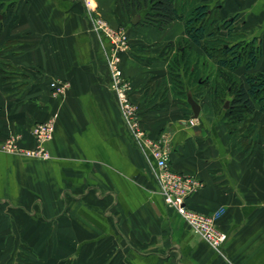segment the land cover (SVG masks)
Here are the masks:
<instances>
[{
    "label": "crops",
    "instance_id": "0c3cea01",
    "mask_svg": "<svg viewBox=\"0 0 264 264\" xmlns=\"http://www.w3.org/2000/svg\"><path fill=\"white\" fill-rule=\"evenodd\" d=\"M201 1L257 48V63L243 72L263 73L264 0ZM0 2L10 13L0 20V144L17 135L20 148H33L32 125L55 118L49 159L0 150V264H264V136L243 152L221 116L202 113L194 87L184 88L197 118L174 97L171 58L185 46L202 55L181 21L158 30L143 22L147 7L127 14L120 0ZM96 14L128 35L119 65L140 127L163 138L172 170L201 184L187 205L207 215L223 209L218 250L158 193L110 89L111 44L92 29ZM52 81L64 92L53 93Z\"/></svg>",
    "mask_w": 264,
    "mask_h": 264
},
{
    "label": "trees",
    "instance_id": "16d2710c",
    "mask_svg": "<svg viewBox=\"0 0 264 264\" xmlns=\"http://www.w3.org/2000/svg\"><path fill=\"white\" fill-rule=\"evenodd\" d=\"M120 1L127 14H137L147 7L143 22L154 25L158 30H163L168 23L174 20L183 23L184 38L201 50V56L215 63L217 76L215 81L209 80V77L205 79L201 77L198 67L200 64L197 58L192 59L190 48L185 46L181 52L177 49L168 64L174 97L183 101L188 108L190 105L186 102L187 90L184 87H194L193 97L202 105V110L205 107H213L214 101L222 102L224 97H230L229 107L224 111L222 120L227 128L230 141L236 143L241 151H249L259 135L258 115L264 110V101L259 97L262 90L258 88L264 83L260 80L263 77L262 74L247 76L244 81L235 74V70L243 64V53L245 54V69L255 66L258 54L252 42L244 43L238 40L240 35L236 33L234 20L221 18L218 15L217 6L210 8L206 2L201 0ZM2 8L3 3L0 2V20L3 22L10 17V13L3 11ZM230 38H234V41H230ZM167 47H169L168 44L164 46V48ZM206 96L211 97L212 106L210 101L205 100ZM257 98L262 106L251 118L247 129L241 131V125L255 110L254 101ZM208 117L210 118V115Z\"/></svg>",
    "mask_w": 264,
    "mask_h": 264
},
{
    "label": "built area",
    "instance_id": "2783aa9c",
    "mask_svg": "<svg viewBox=\"0 0 264 264\" xmlns=\"http://www.w3.org/2000/svg\"><path fill=\"white\" fill-rule=\"evenodd\" d=\"M89 12L91 4L86 2ZM91 16V15H90ZM91 26L96 32L107 36L111 44V54L107 65L110 70V89L114 92L122 114L124 123L137 143L142 153L150 160L153 177L156 180L158 193L164 203L172 207L189 227L199 234L211 247L218 250L226 239V234L216 228L215 220L223 209H217L211 214L199 213L190 208L186 200L193 190L201 184L192 175L172 170L169 166V151L163 138H152L140 127L139 117L135 104L129 98L132 89L131 83L123 77L119 65V52L128 46V35L123 28L111 27L97 14L91 16ZM53 93H63L66 84L62 81L50 82ZM54 116L44 121L35 122L31 132L36 141L33 148H20L17 144L19 136H10L0 144V150L7 153L20 154L28 158L39 160L49 159L50 154L45 144L52 138L54 130Z\"/></svg>",
    "mask_w": 264,
    "mask_h": 264
},
{
    "label": "rangeland",
    "instance_id": "374dc122",
    "mask_svg": "<svg viewBox=\"0 0 264 264\" xmlns=\"http://www.w3.org/2000/svg\"><path fill=\"white\" fill-rule=\"evenodd\" d=\"M230 41H234V38H230L229 39ZM236 40V39H235ZM238 40L239 41H242L241 39H240V37L238 38ZM229 41V42H230ZM242 42H244V41H242ZM192 55V59L193 60H195L196 58L198 59V62H199V70H200V73H201V77H203L204 79L206 78V77H209V80H212V81H215V78H216V76H217V68H216V65H215V63H212V61L211 60H207V59H205L203 56H201V55H199V54H195V53H191ZM175 66V65H174ZM243 68L241 67V66H239L236 70H235V74H238V75H236L238 78H244V72H243ZM241 79V80H242ZM201 86V85H200ZM203 86V85H202ZM194 93V92H193ZM227 97V96H226ZM224 97V99L222 100V102L221 101H219V102H217V101H214L215 102V105H213V107H210V108H207V107H205V105H204V109H203V111H202V113L204 114V115H206V116H208V115H210V118L211 117H215V116H221L222 117V115H223V113H224V111L228 108V107H224V103H225V101L227 100V98H230V97ZM206 99V101L207 102H209L210 101V96L208 97V96H206L205 97ZM263 101H264V92H262V94H261V97H260ZM229 102V101H228ZM212 101H210V104H211V106H212ZM255 104H256V101H255ZM262 106V105H261ZM203 108V107H202ZM264 117V115H262V118ZM209 118V119H210ZM248 120H250L249 118H247L246 119V121H244V123L242 124V127H241V129L243 130H246L247 129V125H248V123L247 122H249ZM258 129H257V131L258 132H261V134H263V136H264V123H261V124H259L258 125Z\"/></svg>",
    "mask_w": 264,
    "mask_h": 264
},
{
    "label": "flooded vegetation",
    "instance_id": "af4514ba",
    "mask_svg": "<svg viewBox=\"0 0 264 264\" xmlns=\"http://www.w3.org/2000/svg\"><path fill=\"white\" fill-rule=\"evenodd\" d=\"M241 38V37H240ZM251 42V41H250ZM256 54H259L258 52L256 53ZM245 54L243 53V64L242 65H240L241 67H243L244 68V70H246V71H249V70H251V68L250 69H245V67H244V63H245ZM258 60V59H257ZM257 74H259V76H260V74H262L263 75V77L260 79L261 80V82H263L264 83V72L263 73H247V72H244V78L242 79L243 81L245 80V78L247 77V76H256ZM259 76H257L258 78H259ZM260 82V83H261ZM259 83V84H260ZM244 85H246V84H244ZM247 87V86H246ZM259 90H262V92H264V84L262 85V87H259L258 88ZM262 92L260 93V96L259 97H261V94H262ZM259 100V98H257L255 101H256V104H255V110H254V112H253V114L251 115V116H249V117H247V118H252L253 116H254V114H255V112H257V111H259V109H260V107H261V103H259L260 101H258ZM227 101H230V98H227ZM255 101H254V103H255ZM227 107H229V102L227 103ZM262 114H264V110H262V111H260V114L258 115V119H259V117L262 115ZM246 118V119H247ZM246 121V120H245Z\"/></svg>",
    "mask_w": 264,
    "mask_h": 264
},
{
    "label": "water",
    "instance_id": "95a60500",
    "mask_svg": "<svg viewBox=\"0 0 264 264\" xmlns=\"http://www.w3.org/2000/svg\"><path fill=\"white\" fill-rule=\"evenodd\" d=\"M138 19V16L136 15L132 22L135 23ZM187 102L190 105V108L192 110V117L193 118H197L199 116V112H200V106L199 104L192 98L191 93L187 94ZM227 103L228 101L226 100L224 103V107H227Z\"/></svg>",
    "mask_w": 264,
    "mask_h": 264
}]
</instances>
